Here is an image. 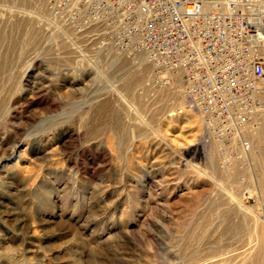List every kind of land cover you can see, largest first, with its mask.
I'll return each instance as SVG.
<instances>
[{
	"label": "rangeland",
	"instance_id": "obj_1",
	"mask_svg": "<svg viewBox=\"0 0 264 264\" xmlns=\"http://www.w3.org/2000/svg\"><path fill=\"white\" fill-rule=\"evenodd\" d=\"M61 25L0 0V264H264V113L225 159L178 81Z\"/></svg>",
	"mask_w": 264,
	"mask_h": 264
},
{
	"label": "built area",
	"instance_id": "obj_2",
	"mask_svg": "<svg viewBox=\"0 0 264 264\" xmlns=\"http://www.w3.org/2000/svg\"><path fill=\"white\" fill-rule=\"evenodd\" d=\"M40 2L71 35L143 57L157 80L178 81L206 150L216 144L225 159L244 158L246 131L264 113V0Z\"/></svg>",
	"mask_w": 264,
	"mask_h": 264
},
{
	"label": "water",
	"instance_id": "obj_3",
	"mask_svg": "<svg viewBox=\"0 0 264 264\" xmlns=\"http://www.w3.org/2000/svg\"><path fill=\"white\" fill-rule=\"evenodd\" d=\"M11 160V158L10 159H8V161H10Z\"/></svg>",
	"mask_w": 264,
	"mask_h": 264
}]
</instances>
